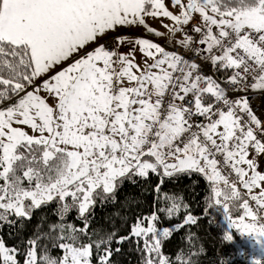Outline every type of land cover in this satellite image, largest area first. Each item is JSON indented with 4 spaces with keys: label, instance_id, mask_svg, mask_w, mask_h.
Segmentation results:
<instances>
[{
    "label": "snow or ice",
    "instance_id": "1",
    "mask_svg": "<svg viewBox=\"0 0 264 264\" xmlns=\"http://www.w3.org/2000/svg\"><path fill=\"white\" fill-rule=\"evenodd\" d=\"M148 18L170 23L160 21L162 32ZM173 42L179 50H168ZM257 96L264 0H0V229L14 241L0 237V264H113L124 244L140 264H197L202 247L162 252L201 218L162 186L193 173L206 181L204 216L218 210L264 239ZM126 182L152 188L151 213L132 208L119 226H93L96 207L115 203ZM182 211L157 226L158 213ZM184 239L192 244L191 233Z\"/></svg>",
    "mask_w": 264,
    "mask_h": 264
},
{
    "label": "trees",
    "instance_id": "2",
    "mask_svg": "<svg viewBox=\"0 0 264 264\" xmlns=\"http://www.w3.org/2000/svg\"><path fill=\"white\" fill-rule=\"evenodd\" d=\"M194 181L196 183H194ZM152 184L158 182L157 178L151 177ZM169 194H182V199L189 205V210L197 216H200L198 223L194 226L186 225L184 228L173 233V235L164 241L162 245V252L174 259V254L177 250H183L185 255L195 250L199 252L200 248L204 252L198 257L193 256L192 259L197 261V264H253L249 263V250L242 244L241 238L238 234H234V240L225 241L224 234L227 232L225 227L224 214L218 210H213L211 216H204L202 209L204 207V197L207 194V186L205 179L200 175L193 173L192 176H182L176 183L168 182L162 186V193ZM153 190L148 185L136 184L126 182L124 186L117 193L115 203H106L103 207L99 205L96 207L95 212V227L103 226L109 228L114 221L117 226L121 224V216L129 214L132 208L142 209L145 214H150L153 210ZM130 198L131 203L127 206L124 205L125 198ZM160 206V205H157ZM52 205L49 208L38 209L33 215L31 224L28 226L29 231L35 230V225L39 222V216L51 213ZM119 213V215H115ZM240 214L237 211L238 215ZM160 222L158 227L171 226L182 220L185 213H180L179 219L169 220L165 218L163 213H158ZM215 216V219L212 218ZM55 220V216H51ZM72 217H69L71 220ZM7 229H0V237H3L6 242L11 245L14 243L12 239L6 234ZM192 234V244L186 243L184 237L186 234ZM124 234V233H121ZM142 244V242H141ZM194 245V247H193ZM115 247V245H113ZM54 256H60L62 253L59 249H52L51 252ZM141 254L135 250V245L129 248L128 244L121 247L119 253L114 252L112 257L113 264H140Z\"/></svg>",
    "mask_w": 264,
    "mask_h": 264
},
{
    "label": "rangeland",
    "instance_id": "3",
    "mask_svg": "<svg viewBox=\"0 0 264 264\" xmlns=\"http://www.w3.org/2000/svg\"><path fill=\"white\" fill-rule=\"evenodd\" d=\"M161 20H163L164 23H170V21L167 18H157V19H152V18H148V23L150 24V26L155 27L157 30L159 31H165V29L162 27L161 24ZM132 35H142L145 38H150L153 39L155 42H159L162 44V46H165V39L163 37H154L151 34H145L142 33L140 31H136L134 33H132ZM168 50H178L179 47L175 45V43L173 42V46H167ZM121 50L126 51V49L122 48ZM137 59L139 60V56L137 57ZM242 192L244 190H241ZM233 214L236 215L237 214V210L235 208H233ZM225 227L227 232H230L233 239L235 241L234 238V234H238L241 238L242 244L248 248L250 254H249V263H253L255 264V261L257 259H259L260 261L264 262V239H261L260 241L257 240V238L252 235V234H246V233H241L238 230L231 228L228 221L225 219Z\"/></svg>",
    "mask_w": 264,
    "mask_h": 264
},
{
    "label": "built area",
    "instance_id": "4",
    "mask_svg": "<svg viewBox=\"0 0 264 264\" xmlns=\"http://www.w3.org/2000/svg\"><path fill=\"white\" fill-rule=\"evenodd\" d=\"M205 74H212L214 78H216L215 69L211 68L210 65L208 66V68L205 69ZM250 103L253 107V110L257 111L258 114H259V109H264V97H261V96H257L255 98L250 97Z\"/></svg>",
    "mask_w": 264,
    "mask_h": 264
},
{
    "label": "crops",
    "instance_id": "5",
    "mask_svg": "<svg viewBox=\"0 0 264 264\" xmlns=\"http://www.w3.org/2000/svg\"><path fill=\"white\" fill-rule=\"evenodd\" d=\"M241 190H243V189H241Z\"/></svg>",
    "mask_w": 264,
    "mask_h": 264
}]
</instances>
